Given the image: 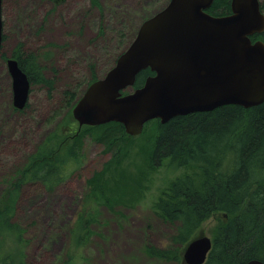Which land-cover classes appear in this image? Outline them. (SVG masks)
Returning <instances> with one entry per match:
<instances>
[{
	"label": "rangeland",
	"instance_id": "374dc122",
	"mask_svg": "<svg viewBox=\"0 0 264 264\" xmlns=\"http://www.w3.org/2000/svg\"><path fill=\"white\" fill-rule=\"evenodd\" d=\"M168 2L98 0L97 5L92 0H3L0 199L13 187L14 173L52 133L61 130L62 135L71 136L77 130L70 93L79 98L94 74L104 77L142 23ZM18 49L35 53L46 77L53 81L52 89L32 84L27 107L21 110L13 104V78L7 64ZM80 152V161L70 166L68 175L53 189L38 181L22 183L12 217L25 229L22 243L7 237L3 250L15 253L17 264H183L146 251L148 245L175 246L172 237L178 224L164 221L151 206L160 186L175 176L171 167L156 168L146 199L137 206L115 204L114 210L100 206L91 233L77 244L87 179L112 155L89 134L82 137ZM217 223L218 217L213 216L199 232L212 236Z\"/></svg>",
	"mask_w": 264,
	"mask_h": 264
},
{
	"label": "trees",
	"instance_id": "16d2710c",
	"mask_svg": "<svg viewBox=\"0 0 264 264\" xmlns=\"http://www.w3.org/2000/svg\"><path fill=\"white\" fill-rule=\"evenodd\" d=\"M92 2L99 4L98 0ZM261 8L264 11V2ZM207 11L216 16L229 14L231 0H214ZM252 39L264 40V32L254 34ZM13 57L28 74L31 85L52 89L53 81L46 77L35 53L18 49ZM153 74L151 68L142 70L134 87L142 86ZM98 78L94 74L88 85ZM70 96L69 106L73 108L78 98L74 93ZM87 134L103 143L112 155L87 179L88 192L76 232L78 245L86 233H91L100 206L114 210L115 204L135 207L142 203L156 168L163 166L171 167L175 176L160 186L151 206L164 221L178 224L172 237L175 246L148 245L150 256L183 263L186 245L201 234L205 221L217 216L211 236L213 247L204 264H242L252 258L264 261L263 102L250 108L226 104L210 111L178 115L166 123L153 119L146 122L138 136L129 135L116 121L84 125L71 136L55 131L14 173L13 187L7 188L0 199V264H17L15 253L4 251L3 245L7 237L22 243L25 229L12 221L22 183L43 182L50 190L60 184L70 166L80 161L81 140ZM20 253L23 255L24 249Z\"/></svg>",
	"mask_w": 264,
	"mask_h": 264
},
{
	"label": "water",
	"instance_id": "95a60500",
	"mask_svg": "<svg viewBox=\"0 0 264 264\" xmlns=\"http://www.w3.org/2000/svg\"><path fill=\"white\" fill-rule=\"evenodd\" d=\"M214 0H169L146 19L132 42L104 77L90 83L72 114L78 132L84 125L116 121L131 136L146 122H168L175 116L210 111L226 104L245 108L264 102V32L262 0H231V13L207 11ZM3 0H0V49L3 44ZM13 78V104H28L31 81L15 57L7 59ZM151 68L155 74L134 87L137 75ZM213 247L201 233L186 245V264H204ZM238 264V263H233ZM242 264H264L252 258Z\"/></svg>",
	"mask_w": 264,
	"mask_h": 264
},
{
	"label": "flooded vegetation",
	"instance_id": "af4514ba",
	"mask_svg": "<svg viewBox=\"0 0 264 264\" xmlns=\"http://www.w3.org/2000/svg\"><path fill=\"white\" fill-rule=\"evenodd\" d=\"M78 134V133H77ZM184 252V251H183ZM184 259V258H183ZM183 264H186L184 261H183Z\"/></svg>",
	"mask_w": 264,
	"mask_h": 264
},
{
	"label": "bare ground",
	"instance_id": "6f19581e",
	"mask_svg": "<svg viewBox=\"0 0 264 264\" xmlns=\"http://www.w3.org/2000/svg\"><path fill=\"white\" fill-rule=\"evenodd\" d=\"M115 64H116V63H115ZM115 64H114V65H115ZM114 65H113V66H114ZM79 132H80V131H79Z\"/></svg>",
	"mask_w": 264,
	"mask_h": 264
}]
</instances>
